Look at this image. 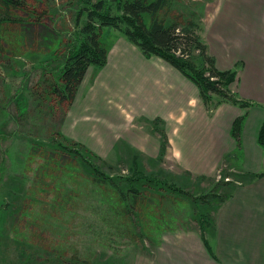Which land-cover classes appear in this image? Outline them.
I'll list each match as a JSON object with an SVG mask.
<instances>
[{
	"label": "rangeland",
	"instance_id": "rangeland-1",
	"mask_svg": "<svg viewBox=\"0 0 264 264\" xmlns=\"http://www.w3.org/2000/svg\"><path fill=\"white\" fill-rule=\"evenodd\" d=\"M218 1L174 0L169 16H180L182 22L191 12L207 43L204 17ZM241 1L264 5V0ZM24 2L22 12L13 14L22 25L14 17L0 28L5 51L0 57V264H148L169 236L198 231L196 214L211 218V209L221 204L193 202L190 196L209 194L219 183L214 191L223 197L247 179L226 164L212 178L183 168L182 160L193 157L190 152L202 153L210 128L197 117L189 126H183L180 116L159 118L158 102L147 99L151 84L138 79L146 75L140 58L153 56L145 57L110 27L102 29L100 40L107 51L126 44L122 56L104 67L90 66L72 102L60 105L48 92L68 48L81 40L82 5L78 0ZM104 2L111 14L117 13L114 0ZM230 31H218L219 46L212 42L219 52L231 46ZM192 61L203 66L197 52ZM166 103L159 107L173 105L170 95ZM59 134L95 154V165L108 176L134 178L135 161L145 175H157L160 186L172 183L189 197L149 189L131 209L129 199L109 187L97 188L78 159L54 151L50 141L60 139ZM230 141L228 131L219 128L217 148Z\"/></svg>",
	"mask_w": 264,
	"mask_h": 264
},
{
	"label": "crops",
	"instance_id": "crops-1",
	"mask_svg": "<svg viewBox=\"0 0 264 264\" xmlns=\"http://www.w3.org/2000/svg\"><path fill=\"white\" fill-rule=\"evenodd\" d=\"M227 27L231 29V46L219 52L221 49L216 50L212 42L219 46L222 39L218 31ZM204 32L209 37L205 44L218 69H233L240 63L230 87L237 99L250 106L236 108L238 105L220 103L207 110L196 87L189 86L181 73L154 56L145 61L140 58L146 75L138 79L151 84L147 99L152 104L166 105L168 95L174 101L167 110L157 105L163 113L159 117L154 110V120L166 119L172 114L180 116L185 123L183 126H189L197 117L210 128L202 153L194 156L190 152L193 157L182 160L183 168L195 176L212 178L226 164L247 181L236 182L238 186H233L225 201L211 209V226L204 237L212 253L204 246L199 228L176 237L169 236L163 242L165 247L148 264H156L158 260L159 264H264V147L257 142L264 121V5L241 0L213 3L204 17ZM123 45L127 46L120 42L108 51L105 66L122 56ZM138 104L143 105L142 102ZM244 114L238 147L231 136V125ZM219 128L228 131L231 141L217 148ZM204 148H211V154Z\"/></svg>",
	"mask_w": 264,
	"mask_h": 264
},
{
	"label": "trees",
	"instance_id": "trees-1",
	"mask_svg": "<svg viewBox=\"0 0 264 264\" xmlns=\"http://www.w3.org/2000/svg\"><path fill=\"white\" fill-rule=\"evenodd\" d=\"M24 1L0 0V28L5 20H11L14 17L15 20L20 21L18 25H22V19L13 14L16 11L22 12L25 8ZM78 1L82 5L78 20L82 16L85 17L80 30L81 40L68 48L58 79L50 84V92H48L54 95L60 105L63 102L67 104L72 102L90 66H105L108 51L100 37L102 29L110 27L121 33L145 57H158L181 73L196 87L199 99L207 110L220 103H231L242 108L250 106L248 102L237 99L232 93L230 86L236 79L237 71L236 69L220 70L216 67L215 59L208 54L207 46L198 34L201 27L192 20L193 14L188 12V18L182 22H178L180 16L178 18L169 16L174 0H114L116 14H111L110 9L105 7V0ZM1 39L0 35V57L5 52ZM195 52L202 60L201 67H197L192 61V55ZM244 117L245 114L238 116L231 125V136L238 147ZM157 122L156 119L153 123ZM59 137L60 139L53 138L50 141L54 151H58L61 156L67 155L72 159H78L97 188L104 191L109 187L119 197L124 200L129 199L131 209L137 207L139 201L146 198L142 197V193L148 192L149 189L158 193L161 190L165 192L171 190L189 197L182 188L172 183L169 186H160L157 175H145L135 161L131 168L134 178L108 176L95 165L93 161L95 154L80 143L69 141L61 134ZM257 142L264 147V121L260 127ZM134 158L137 161V157ZM218 185L220 184L217 183L214 188L216 189ZM215 189L198 198L190 197L193 198V202L208 201V199V202H224L227 196H218ZM196 215L203 244L208 252L212 253L208 240L204 237V232L210 230L211 218L203 214Z\"/></svg>",
	"mask_w": 264,
	"mask_h": 264
},
{
	"label": "built area",
	"instance_id": "built-area-1",
	"mask_svg": "<svg viewBox=\"0 0 264 264\" xmlns=\"http://www.w3.org/2000/svg\"><path fill=\"white\" fill-rule=\"evenodd\" d=\"M218 173H220V172H218ZM221 178V175L220 174H218V176H217V179H220ZM223 180L224 181H229L230 179L229 178H227V177H225V178H223Z\"/></svg>",
	"mask_w": 264,
	"mask_h": 264
}]
</instances>
